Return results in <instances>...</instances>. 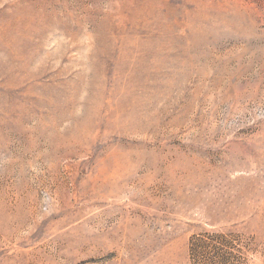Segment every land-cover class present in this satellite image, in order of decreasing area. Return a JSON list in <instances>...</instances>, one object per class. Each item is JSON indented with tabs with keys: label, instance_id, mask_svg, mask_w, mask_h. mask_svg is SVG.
Masks as SVG:
<instances>
[{
	"label": "rangeland",
	"instance_id": "1",
	"mask_svg": "<svg viewBox=\"0 0 264 264\" xmlns=\"http://www.w3.org/2000/svg\"><path fill=\"white\" fill-rule=\"evenodd\" d=\"M0 264H264V0H0Z\"/></svg>",
	"mask_w": 264,
	"mask_h": 264
}]
</instances>
